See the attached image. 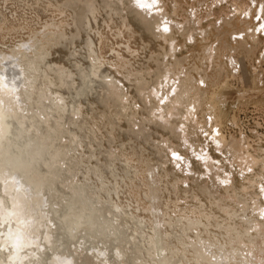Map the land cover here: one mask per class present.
<instances>
[{"label":"rangeland","instance_id":"obj_1","mask_svg":"<svg viewBox=\"0 0 264 264\" xmlns=\"http://www.w3.org/2000/svg\"><path fill=\"white\" fill-rule=\"evenodd\" d=\"M9 78L0 135L12 109L31 165L62 171L47 196L0 169V211L39 207L26 264H264V0H0ZM75 195L111 238L68 239L51 208Z\"/></svg>","mask_w":264,"mask_h":264},{"label":"bare ground","instance_id":"obj_2","mask_svg":"<svg viewBox=\"0 0 264 264\" xmlns=\"http://www.w3.org/2000/svg\"><path fill=\"white\" fill-rule=\"evenodd\" d=\"M8 72V71H7ZM3 74V73H2ZM12 81H14V79H11V78H9V79H3V80H1L0 81V87H1V89H2V91H4L6 94L7 93H9L12 89H11V87H12ZM14 83V82H13ZM1 92V91H0ZM3 93V92H2ZM1 93V94H2ZM4 95V94H3ZM11 95H13V97H14V95L15 94H11ZM6 96V95H5ZM8 97H9V94H8ZM0 98H3V97H1L0 96ZM1 100H3V99H1ZM5 100V99H4ZM3 100V101H4ZM12 100V99H11ZM14 100V99H13ZM5 103L7 102V101H4ZM0 113H2V112H0ZM15 113V111L14 112H12V109L10 110V111H8L7 112V115H6V117H5V126H3V128H2V126H1V128L2 129H4L5 131V133H4V135L2 136V135H0V136H2L1 138V140H0V169H2V168H5V167H7L6 169H8V171L10 172V171H12V170H14V169H12V168H14L15 166H16V164L17 165H25V164H27V165H29L30 166V164H31V162L28 160V159H25L24 160V158H29L28 156H27V154H28V149L30 150V148H29V144H28V142L30 141L29 139L28 140H26V139H24V137H23V131H21L20 129V131L18 130V129H16V127L13 125V123L11 122V120H12V118H13V116L15 115L14 114ZM14 114V115H13ZM2 119V118H1ZM3 125V124H2ZM22 129V128H21ZM25 130V129H24ZM27 130V129H26ZM0 132H2V131H0ZM26 132V131H25ZM3 133V132H2ZM1 133V134H2ZM20 135H22L21 137H20ZM31 138V137H30ZM28 141V142H27ZM31 142V141H30ZM33 143V142H32ZM31 143V144H32ZM33 145V144H32ZM35 147V146H34ZM41 147V146H40ZM40 147H38V148H40ZM37 148V149H38ZM43 149V148H42ZM44 151V150H43ZM46 151V150H45ZM35 153V152H34ZM33 153V154H34ZM47 153V152H46ZM36 154V153H35ZM34 154V155H35ZM41 154V153H40ZM29 155V154H28ZM41 156V155H40ZM44 155H42V157H43ZM55 156V155H54ZM39 158V157H38ZM55 160V159H54ZM34 161V160H33ZM37 165V164H36ZM10 167H12L11 169H10ZM5 170V169H4ZM8 173V172H7ZM16 173V172H15ZM4 176H6L5 175V172H4V174H3ZM15 175V174H14ZM18 175V174H17ZM9 176V175H8ZM11 176V175H10ZM2 177V176H1ZM16 177V176H15ZM9 178V177H8ZM19 178V175H18V177L17 178H15V179H18ZM5 180V179H4ZM3 180V181H4ZM23 180V179H22ZM11 180H9V182H10ZM16 181V180H15ZM21 181V180H20ZM12 182V181H11ZM7 183V182H6ZM14 183H17V181L16 182H14ZM14 183H12V184H14ZM19 184H20V182H18ZM3 185V184H2ZM14 185H16V184H14ZM6 186V185H5ZM13 186V185H12ZM11 186V187H12ZM18 186V185H17ZM24 186V185H23ZM22 186V187H23ZM13 188H15V187H13ZM5 189L6 190H8V189H10L11 190V188H8L7 186L5 187ZM18 189V188H17ZM2 190V189H1ZM13 190V189H12ZM38 190H40V189H38ZM41 191V190H40ZM3 192V191H2ZM8 192V191H7ZM18 192H20V189H19V191ZM43 192V191H42ZM8 193H12V192H8ZM14 193V192H13ZM19 195H17V196H19V197H16V198H14L13 196L11 197V198H13L12 199V204H13V206H12V209L11 210H9V211H6L5 209H3L4 210V212L1 210L0 211V216L2 215V220H3V222H6L7 220H11V219H13L14 221H15V226L14 227H10L9 229L7 228V231L5 232V234H4V236L1 238V242H2V244L1 245H3L5 248H8L9 249V257L12 259L11 260V262L12 261H14V263L15 264H26L25 262L27 261V259H29V257L31 256L32 258H34V256H32L30 253H25L24 251H26L27 249H31L34 245H38V243H39V238H42V236H41V232L39 231L40 229H41V225H40V221L38 220V218L36 219V217L38 216L37 214H38V210H39V207H38V210L37 209H35V207H37V206H35L34 205V199L33 198H35L34 197V195L32 196L33 198V202H29V200H25V199H21L20 198V196H21V192L20 193H18ZM23 196L22 197H25L26 195H25V193H24V191H23ZM40 194V193H39ZM9 195H11V194H9ZM31 196V195H30ZM28 197V196H27ZM32 199H31V201H32ZM36 199H37V197H36ZM11 200V199H10ZM9 200V201H10ZM39 200H40V198H39ZM1 201V200H0ZM4 201V200H3ZM2 201V202H3ZM7 201V200H6ZM36 201V200H35ZM2 202H0V203H2ZM39 201L37 200V203H38ZM9 203V202H8ZM39 203H41V202H39ZM9 204H11V203H9ZM7 207H8V205H7ZM3 208H5V207H3ZM88 208V207H87ZM37 212V213H36ZM40 212V211H39ZM41 213V212H40ZM36 214V217L34 218H32V216L33 215H35ZM41 215V217L43 216V214H40ZM74 218V217H73ZM43 219V218H42ZM41 219V220H42ZM2 220H0L1 221V223H3L2 222ZM48 220V219H47ZM43 221V220H42ZM49 223V222H48ZM41 224H43V223H41ZM7 225V224H6ZM104 226V225H103ZM102 226V227H103ZM1 228V227H0ZM12 228H14L13 230H12ZM53 228V227H52ZM51 228V229H52ZM3 229H4V227H3ZM3 229H2V231H3ZM5 229H6V227H5ZM48 229V228H47ZM108 230V229H107ZM84 232V231H83ZM111 232V231H110ZM46 233L47 232H45V237L47 238L48 236H49V234L48 235H46ZM3 235V234H2ZM37 236H40L39 238L37 237ZM37 237V238H36ZM101 237V236H100ZM44 238V237H43ZM115 238V237H114ZM44 240V239H43ZM49 239L47 238V241H48ZM51 240V239H50ZM47 241H45V242H47ZM82 241V240H81ZM48 242H50L51 243V241H48ZM151 243V242H150ZM154 243H156L158 246H159V244H160V241H159V239L157 238L155 241H154ZM104 244V243H103ZM49 246V245H48ZM37 247V246H36ZM51 247V246H50ZM160 247V246H159ZM7 249V250H8ZM100 251V250H99ZM102 251V250H101ZM24 252V253H23ZM55 252V251H54ZM53 252V253H54ZM57 252V251H56ZM56 252H55V254H56ZM108 252V251H107ZM39 253V252H38ZM41 253V252H40ZM58 253V252H57ZM54 254V255H55ZM54 255L52 256L53 258H54ZM122 255V254H121ZM35 256H37V255H35ZM39 256V255H38ZM57 255H55V257H56ZM61 256V255H60ZM43 257V256H42ZM58 257V256H57ZM62 257H64V256H62ZM61 257V258H62ZM52 258V259H53ZM31 259V258H30ZM67 259V258H66ZM3 258H0V264H2L3 263ZM6 260H7V258H6ZM5 260V261H6ZM26 260V261H25ZM32 260V259H31ZM35 260H36V258H35ZM69 260H70V262H69V264H71L72 262V260L70 259V257H69ZM68 260V261H69ZM4 261V262H5ZM25 261V262H24ZM68 261H66L67 263H68ZM105 261V260H104ZM29 262V261H28ZM31 262V261H30ZM37 262V261H36ZM32 263V262H31ZM39 263V262H38ZM51 262H49V264H50ZM67 263H65V261L63 260V259H60V257L59 258H55V260L54 261H52V264H67ZM3 264H5V263H3ZM7 264H11L10 263V261H9V263H7Z\"/></svg>","mask_w":264,"mask_h":264},{"label":"water","instance_id":"obj_3","mask_svg":"<svg viewBox=\"0 0 264 264\" xmlns=\"http://www.w3.org/2000/svg\"><path fill=\"white\" fill-rule=\"evenodd\" d=\"M35 125L38 127L39 122L35 121ZM32 142L34 146H39V147L42 146L43 144L47 145L48 147H51L52 145L56 144L55 137H52L50 135H42V134L39 137H33ZM11 168L12 167H10V169ZM12 169L16 170L21 175L22 179L30 184L33 190H38V189L43 190L47 196L48 193L46 190L48 188H53L55 182L59 181L58 179H60L61 177L60 176L59 178H56V174H58V172H62L61 169L58 168L57 169L58 172L56 171L55 173L51 172L48 174L47 171H45L43 168L31 164L30 166L27 164L25 165L16 164V166ZM80 192L84 193L82 189H80ZM85 194L90 199L92 198V196L88 195L87 193ZM71 197H73V200L70 203L68 202V204H66L64 209L51 208L52 216L60 221V223L62 224L61 228L67 234L68 239L76 238L78 230L82 227L86 231L87 230L91 231L95 238L98 236H101L103 238H111L112 235L108 234L103 228L99 229L94 227L99 223L101 218H103V220L105 221H108L106 215L104 213L99 214L100 211L99 208L87 209L80 195H75ZM48 199L50 200L49 197ZM73 217L78 219L76 226L71 224V220ZM74 230H76V233H73ZM112 240L116 241L118 239L112 238ZM102 241L105 245H107L106 241H104L103 239ZM107 246L113 247L114 245L110 243V245ZM61 248H62V244L59 243V236L53 235V246L52 248L48 247V249L52 251L62 252ZM41 255L43 256V260H45L44 258H46L47 254L45 252H42Z\"/></svg>","mask_w":264,"mask_h":264},{"label":"snow or ice","instance_id":"obj_4","mask_svg":"<svg viewBox=\"0 0 264 264\" xmlns=\"http://www.w3.org/2000/svg\"><path fill=\"white\" fill-rule=\"evenodd\" d=\"M154 2H155V0H154ZM142 7H143V5H141ZM151 5H149V7H150ZM164 30L165 31H167L168 29H167V26H165V28H164Z\"/></svg>","mask_w":264,"mask_h":264}]
</instances>
